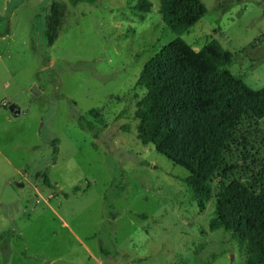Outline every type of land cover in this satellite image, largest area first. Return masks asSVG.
I'll return each instance as SVG.
<instances>
[{"label":"rangeland","instance_id":"1","mask_svg":"<svg viewBox=\"0 0 264 264\" xmlns=\"http://www.w3.org/2000/svg\"><path fill=\"white\" fill-rule=\"evenodd\" d=\"M150 1L0 0V264H249L248 234L208 224L222 183L263 168L243 154L263 151L264 118L234 135L200 212L188 172L137 139L134 113L143 65L178 36L218 40L226 67L264 88V0H201L181 35Z\"/></svg>","mask_w":264,"mask_h":264},{"label":"trees","instance_id":"2","mask_svg":"<svg viewBox=\"0 0 264 264\" xmlns=\"http://www.w3.org/2000/svg\"><path fill=\"white\" fill-rule=\"evenodd\" d=\"M76 5L81 0H69ZM150 0L136 7L149 11ZM208 9L201 0H160L159 13L181 35ZM264 15V9H263ZM264 33L256 41H263ZM232 54L218 40L195 49L181 36L167 43L143 65L136 86L145 94L137 101L134 118L137 139L152 144L174 164L184 168V181L200 212L212 197V182L225 171L230 142L241 126L264 118V88L255 90L226 66ZM81 119V118H80ZM264 146V139H260ZM264 148L243 154L263 161ZM250 182L231 179L217 194L209 230L226 228L249 235V264H264V164ZM45 182L50 184L45 175Z\"/></svg>","mask_w":264,"mask_h":264},{"label":"water","instance_id":"3","mask_svg":"<svg viewBox=\"0 0 264 264\" xmlns=\"http://www.w3.org/2000/svg\"><path fill=\"white\" fill-rule=\"evenodd\" d=\"M39 92H40V90L38 89V87L36 85H33V87H32L33 95H37ZM12 108H13L12 111H13L14 115H17V114L21 113V109H20L19 106L14 105Z\"/></svg>","mask_w":264,"mask_h":264}]
</instances>
